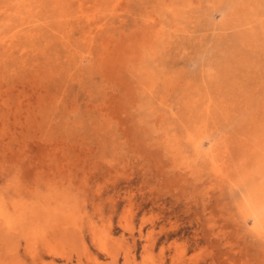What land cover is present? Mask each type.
<instances>
[{
	"label": "rangeland",
	"instance_id": "374dc122",
	"mask_svg": "<svg viewBox=\"0 0 264 264\" xmlns=\"http://www.w3.org/2000/svg\"><path fill=\"white\" fill-rule=\"evenodd\" d=\"M263 191L264 0H0V264H264Z\"/></svg>",
	"mask_w": 264,
	"mask_h": 264
},
{
	"label": "bare ground",
	"instance_id": "6f19581e",
	"mask_svg": "<svg viewBox=\"0 0 264 264\" xmlns=\"http://www.w3.org/2000/svg\"><path fill=\"white\" fill-rule=\"evenodd\" d=\"M256 185V184H255ZM264 192V191H263ZM262 200H264L263 198H262ZM259 202V201H258ZM253 203V202H252ZM250 210V209H249ZM256 210V209H255ZM259 211V210H258ZM250 212V211H249ZM260 212V211H259ZM256 216V215H255ZM6 218H7V216H6ZM8 222H9V220L8 219H6ZM3 221V220H2ZM3 224H4V222H3ZM2 223H1V225H3ZM4 226V225H3ZM256 226V225H255ZM1 227V226H0ZM12 228V227H11ZM22 231H24V230H22ZM22 233V232H21ZM24 233H26V232H24ZM19 235V234H18Z\"/></svg>",
	"mask_w": 264,
	"mask_h": 264
}]
</instances>
